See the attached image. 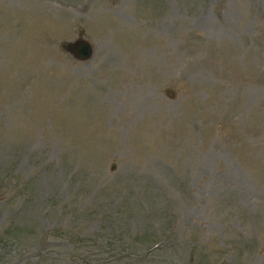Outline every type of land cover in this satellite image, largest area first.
<instances>
[{
  "label": "rangeland",
  "instance_id": "obj_1",
  "mask_svg": "<svg viewBox=\"0 0 264 264\" xmlns=\"http://www.w3.org/2000/svg\"><path fill=\"white\" fill-rule=\"evenodd\" d=\"M0 264H264V0H0Z\"/></svg>",
  "mask_w": 264,
  "mask_h": 264
},
{
  "label": "water",
  "instance_id": "obj_2",
  "mask_svg": "<svg viewBox=\"0 0 264 264\" xmlns=\"http://www.w3.org/2000/svg\"><path fill=\"white\" fill-rule=\"evenodd\" d=\"M83 34V30L79 32L81 36ZM66 50L72 54L75 59L84 60L88 59L92 54V45L91 43L82 38H78L73 42H68L65 45Z\"/></svg>",
  "mask_w": 264,
  "mask_h": 264
}]
</instances>
